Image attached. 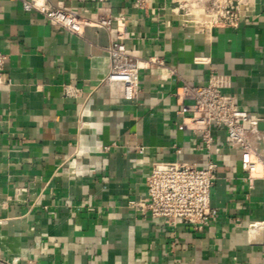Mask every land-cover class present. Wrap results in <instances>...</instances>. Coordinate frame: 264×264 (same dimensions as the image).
<instances>
[{
	"label": "crops",
	"instance_id": "0c3cea01",
	"mask_svg": "<svg viewBox=\"0 0 264 264\" xmlns=\"http://www.w3.org/2000/svg\"><path fill=\"white\" fill-rule=\"evenodd\" d=\"M43 1L93 24L79 36L0 0L11 79L0 87V264H264V244L248 236L264 220V178L249 187L224 131L214 130L209 153L182 126L190 101L178 100L167 70L142 69L136 97L124 98L105 79L102 49L122 33L132 54L189 82L223 76L224 92L264 132V0H248L237 27L188 23L178 0H145L144 9L138 0ZM102 16L110 30L94 24ZM211 159L218 214L208 225L164 224L141 210L153 164L205 168Z\"/></svg>",
	"mask_w": 264,
	"mask_h": 264
},
{
	"label": "built area",
	"instance_id": "2783aa9c",
	"mask_svg": "<svg viewBox=\"0 0 264 264\" xmlns=\"http://www.w3.org/2000/svg\"><path fill=\"white\" fill-rule=\"evenodd\" d=\"M19 1L25 11L36 10L52 25L79 36L87 26L93 24L66 7H49L43 0ZM138 5L144 9L146 1L138 0ZM217 8L206 15L211 24L239 25L242 9L238 5L225 0ZM94 24L110 30L113 20L102 16ZM124 38L122 33H118L110 38L108 45L102 47L109 58L106 81L116 86L124 98L132 99L139 92L142 69L150 68L153 63L158 65V70H167L162 78L171 79L177 85L175 95L178 100L190 101L178 112L182 117V126L199 134L209 153L215 142L214 130L224 131L227 146L240 153L241 169L246 174L249 187L254 186L257 178H264V132L259 121L249 111L241 109L233 95L224 92V77L213 73L206 80L189 82L176 69H166L163 60L143 59L132 54ZM6 60V54L0 51V87L11 83L5 70ZM177 150L180 152V149ZM144 151V147H139L140 153L144 154ZM216 179L217 166L212 159L205 168L194 163H155L145 178L147 197L141 210L164 224L183 222L204 227L218 214V209L211 204V191ZM131 203L135 204L134 201ZM261 228H264V220L250 224L248 236L251 241L264 244L263 237L254 235Z\"/></svg>",
	"mask_w": 264,
	"mask_h": 264
},
{
	"label": "rangeland",
	"instance_id": "374dc122",
	"mask_svg": "<svg viewBox=\"0 0 264 264\" xmlns=\"http://www.w3.org/2000/svg\"><path fill=\"white\" fill-rule=\"evenodd\" d=\"M238 5L242 10L248 5V0H226ZM225 2V0H185L183 2L186 7L185 20L188 23H196L203 25H210V18L206 15L214 10H218L217 6Z\"/></svg>",
	"mask_w": 264,
	"mask_h": 264
},
{
	"label": "bare ground",
	"instance_id": "6f19581e",
	"mask_svg": "<svg viewBox=\"0 0 264 264\" xmlns=\"http://www.w3.org/2000/svg\"><path fill=\"white\" fill-rule=\"evenodd\" d=\"M185 17V16H184ZM261 231H264V228H261Z\"/></svg>",
	"mask_w": 264,
	"mask_h": 264
}]
</instances>
